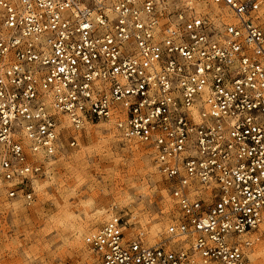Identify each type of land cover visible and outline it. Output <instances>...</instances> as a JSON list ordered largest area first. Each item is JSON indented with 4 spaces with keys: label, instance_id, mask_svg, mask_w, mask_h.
I'll list each match as a JSON object with an SVG mask.
<instances>
[{
    "label": "built area",
    "instance_id": "2783aa9c",
    "mask_svg": "<svg viewBox=\"0 0 264 264\" xmlns=\"http://www.w3.org/2000/svg\"><path fill=\"white\" fill-rule=\"evenodd\" d=\"M260 3L0 0V202L33 201L63 132L73 147L85 124L110 123L149 151L175 206L153 245L107 219L85 239L98 264H250L264 233Z\"/></svg>",
    "mask_w": 264,
    "mask_h": 264
},
{
    "label": "rangeland",
    "instance_id": "374dc122",
    "mask_svg": "<svg viewBox=\"0 0 264 264\" xmlns=\"http://www.w3.org/2000/svg\"><path fill=\"white\" fill-rule=\"evenodd\" d=\"M260 1L257 24L264 28ZM69 136L63 132L57 153L45 161L30 204L0 202V264H98L85 239L113 215L125 222V239L153 245L166 237L175 205L149 151L105 122L85 124L73 147Z\"/></svg>",
    "mask_w": 264,
    "mask_h": 264
},
{
    "label": "bare ground",
    "instance_id": "6f19581e",
    "mask_svg": "<svg viewBox=\"0 0 264 264\" xmlns=\"http://www.w3.org/2000/svg\"><path fill=\"white\" fill-rule=\"evenodd\" d=\"M218 11L221 10V8L217 7L216 8ZM66 127V126H65ZM97 215L99 216H104L107 217L106 213L103 211H98ZM111 216H109L110 218ZM108 218V219H109ZM166 235V234H165ZM257 239V238H256ZM255 239V240H256ZM155 241H148L147 243L153 244ZM250 255V254H249ZM262 259L264 260V238L260 239L258 238L257 241L255 242L253 248H252V253H251V257H250V262L251 264H259V261H257V259ZM261 260V261H262ZM262 263V262H261Z\"/></svg>",
    "mask_w": 264,
    "mask_h": 264
}]
</instances>
